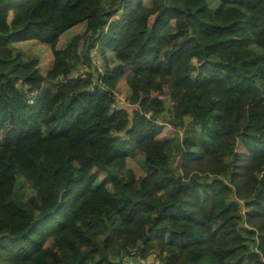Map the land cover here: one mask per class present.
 <instances>
[{
  "label": "trees",
  "instance_id": "1",
  "mask_svg": "<svg viewBox=\"0 0 264 264\" xmlns=\"http://www.w3.org/2000/svg\"><path fill=\"white\" fill-rule=\"evenodd\" d=\"M217 2L0 0V264H264V0Z\"/></svg>",
  "mask_w": 264,
  "mask_h": 264
},
{
  "label": "rangeland",
  "instance_id": "2",
  "mask_svg": "<svg viewBox=\"0 0 264 264\" xmlns=\"http://www.w3.org/2000/svg\"><path fill=\"white\" fill-rule=\"evenodd\" d=\"M146 3H148V0H146ZM211 5H212V7H216L218 5L217 0H211ZM84 28H85V25H79L75 28H71V29L67 30L66 32H64V34L62 35L61 40H60V45L62 46L63 44L66 43V41L71 39L74 33L82 32L84 30ZM14 46L20 50H23L26 54L37 57L40 61V67H41V70L44 74H46L49 71V69L51 68L52 51H51L50 45L45 44V43H41V42L36 41V40H28V41L21 42V43H15ZM109 58H110L111 63L116 62L115 55L113 53H109ZM117 95L120 96V98L121 97H124V99L128 98L129 88L126 84L125 79H123L120 82ZM126 102H127V100H126ZM187 120H189V118H187ZM181 136H182V133H181ZM171 155H172L173 164L174 165L178 164L180 157H181V151L179 150V148L175 147L172 150ZM145 170L146 169L144 166L143 156L141 154H135L133 157H130L128 159L127 166L125 169H123V171L121 173L125 174V172L126 173L133 172L136 175H139L141 173H144ZM108 172L116 173V172H118V170L114 169V168L103 170V171L99 172V179H102V178L108 176ZM22 182H23V180H22Z\"/></svg>",
  "mask_w": 264,
  "mask_h": 264
},
{
  "label": "built area",
  "instance_id": "3",
  "mask_svg": "<svg viewBox=\"0 0 264 264\" xmlns=\"http://www.w3.org/2000/svg\"><path fill=\"white\" fill-rule=\"evenodd\" d=\"M93 57H94V63H95V65L101 70V69H102V65H103V59H102V57L100 56V54H99V52L97 51V49H95V50L93 51ZM118 97H119V99H120L122 102L125 101L124 97H121V98H120V96H118Z\"/></svg>",
  "mask_w": 264,
  "mask_h": 264
}]
</instances>
